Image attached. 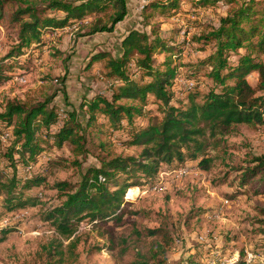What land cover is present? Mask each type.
I'll list each match as a JSON object with an SVG mask.
<instances>
[{"label":"rangeland","instance_id":"obj_1","mask_svg":"<svg viewBox=\"0 0 264 264\" xmlns=\"http://www.w3.org/2000/svg\"><path fill=\"white\" fill-rule=\"evenodd\" d=\"M199 1L182 0L176 10L163 14L145 10L148 0H130L127 17L113 32L94 35L85 28L93 16L76 20L64 29L45 34L41 50L26 52L24 57H30L26 83L14 79L0 83V114L10 104L34 105L51 99L49 108L59 113L60 128L68 114L75 111L86 138V153H79L70 143L60 147L47 141L41 144L45 151L29 162L14 153L17 162L12 167L6 154L15 139L12 128L0 121V181L6 182L14 175L22 181L41 179L25 192L36 198V205L9 210L4 203L5 192L0 193V264H132L138 254L153 258V242L166 245L162 237L149 235L157 229L168 233L170 245L165 247V255L159 253L158 257L165 258L166 264H188L190 260L197 264H264V194L241 184L244 169L254 167L255 158L264 157V125H234L230 134L215 138L207 133L206 148L199 155L200 160H210L207 169L199 166V160L162 163L153 181L141 177L142 185L126 190L118 219L94 225L87 218L79 221L77 217L70 224L72 234L67 236L45 219L66 200L68 191L59 185L66 184L75 191L87 170L101 167L102 160L139 159L143 146L131 145L130 135L163 117L160 104L149 96L145 104L120 102L142 109L135 126L115 132L107 127H87L89 113L83 103L103 92L111 98L103 77L106 62L92 63L95 56L109 53L119 58L131 32L146 33L151 38L160 35L161 40L177 48L173 54L161 51L155 55L156 66L171 60L178 68L173 104L186 105L192 88L201 93L208 91V68L197 70L194 79L189 77L216 45L200 51L203 44L198 38L219 27L228 6L226 0H219L197 9L194 4ZM258 10L262 11L261 7ZM17 31V26L0 27V60L17 46ZM235 60L232 55L231 62ZM257 79L256 73L248 76L253 87ZM182 167L189 169V175L171 180V173Z\"/></svg>","mask_w":264,"mask_h":264},{"label":"trees","instance_id":"obj_2","mask_svg":"<svg viewBox=\"0 0 264 264\" xmlns=\"http://www.w3.org/2000/svg\"><path fill=\"white\" fill-rule=\"evenodd\" d=\"M181 1L148 0L145 10L166 14L176 10ZM217 1L200 0L194 5L197 9L207 8ZM129 3L130 0H0V27H18L17 46L0 60V83L12 79L15 73L26 75L29 72L30 57L24 55L29 49L41 50L48 32L64 29L86 16H93L85 26L89 35L113 32L127 17ZM226 4V16L220 19L219 27L198 38L203 44L200 51H206L207 45L211 44L216 45L215 51L201 60L189 77L194 79L197 70L208 68L210 71L205 77L211 83L210 87L206 93L197 88L190 89L187 106L173 104L175 81L180 77L178 68L171 60L156 66L157 52L173 54L177 51L172 44L161 40L160 35L151 38L146 33L131 32L122 44L123 52L119 58L109 53L93 58L92 63L106 62L103 77L109 85L111 98L103 92L83 103L89 113L87 127L125 131L128 126H135L142 109L120 102L131 100L145 104L149 96L160 104L163 117L145 128H134L130 144L143 146L139 159L102 160L101 167L87 170L75 191L66 184L58 186L68 191L66 200L48 212L45 219L52 221L62 236L72 234L70 224L77 217L79 221L87 218L94 225L118 219L126 190L142 185L141 177L146 182L153 181L162 163L199 160V166L207 169L210 160L199 157L206 148L207 133L215 138L230 134L234 125H264V0H226ZM260 7L262 11L258 10ZM56 12L62 15H53ZM232 55L236 58L234 62H231ZM253 73L258 75L255 87L248 82V76ZM50 103L51 99L34 105L10 104L6 112L0 114V121L5 127L12 128L15 139L6 154L12 167H16L15 154L23 162H29L45 151L41 144L47 141L60 147L70 143L79 153H86V138L78 115L75 111L67 113L69 118L60 128L58 121L61 118L58 119L55 108H49ZM178 103L181 105L180 101ZM100 118L103 122L99 124ZM254 163H257L254 167L244 169L241 184L242 187L250 185L256 194H264V157L255 158ZM40 180L22 181L14 175L6 182L0 181V193L5 192L4 203L8 209L36 205V198L26 196L25 192L36 187ZM148 233L162 237L166 245L153 242L152 250L156 253L153 258L138 254L132 264H152L151 260H156L153 264H166L165 258L159 260L158 257L159 253L165 255V247L170 245L166 240L168 233L164 229ZM57 254L61 255V252ZM188 264H197V261L190 260Z\"/></svg>","mask_w":264,"mask_h":264},{"label":"built area","instance_id":"obj_3","mask_svg":"<svg viewBox=\"0 0 264 264\" xmlns=\"http://www.w3.org/2000/svg\"><path fill=\"white\" fill-rule=\"evenodd\" d=\"M12 79H14L16 82H25L26 83V75H20L19 73H15L14 78H12ZM181 82H182V80H181ZM189 173H190V171L187 167H184V168L182 167V168H179V170L172 172L169 177H171V180L181 179V178L189 175ZM156 188L157 187H155V189Z\"/></svg>","mask_w":264,"mask_h":264}]
</instances>
